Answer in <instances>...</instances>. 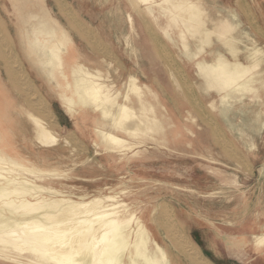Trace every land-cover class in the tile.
<instances>
[{
  "label": "bare ground",
  "instance_id": "1",
  "mask_svg": "<svg viewBox=\"0 0 264 264\" xmlns=\"http://www.w3.org/2000/svg\"><path fill=\"white\" fill-rule=\"evenodd\" d=\"M133 1L136 10L145 11L154 20L160 16L167 19L163 29L169 38V29H179L182 47L188 58L194 61L196 75L206 83L207 92L215 91L220 95L221 105L215 109L221 112L223 108L228 114L234 103L243 104L246 97L261 100L264 47L251 35L260 32V24L248 0H231L232 4L225 11L217 9L218 18L211 21L212 27L206 0ZM133 1L130 0L132 5ZM251 1L259 7L258 0ZM59 2L70 31L78 34L92 51L100 50L102 44L96 33L71 12L66 1ZM41 19L31 29L27 52L55 80L57 95L70 117L81 116L84 120H92L96 148L102 149L111 158L117 155L120 160L129 161L147 152L139 151L147 141L158 144L161 150V147H166L167 136L175 133L179 140L188 138L184 148L190 150V158L203 159L210 166L214 164L212 149L208 148L209 141L196 132V126L198 129L201 121H205L208 128L212 124L214 119L209 112L197 110L198 114L194 115L187 111L183 126L185 134L179 133L180 129L170 117L164 98L159 96L153 85L141 83L132 74L118 85V80L112 77L119 71L116 67L112 68L113 57L105 58L109 67L99 63L90 66L76 51L70 33L59 22L48 16ZM128 20L133 25L131 15ZM214 43L223 49L208 51ZM8 59L11 68L17 69L13 75L10 71L11 78L18 84L16 88H30V78L19 70L18 61L11 56ZM121 77L119 73L117 78ZM147 80L156 81L155 78ZM34 96L27 99L34 106L32 110L48 119L43 122L40 117L29 114L33 122L35 146L39 149L37 154L43 163L39 165L12 146L5 149V139L0 134V264H176L156 236L153 225L165 230L170 245L191 264H213L203 255L197 243L190 241L182 228L180 230L166 201L152 206L150 202L140 201V205L144 204L141 207L122 199L129 193L121 186L99 189L91 195L85 191L75 193L73 186L64 184L62 181L71 180L72 176L50 167L47 159L41 156V152H51L61 145L62 138L53 131L58 123L54 114L42 103V97ZM258 118L261 121L260 116ZM70 141L65 140L72 150L70 143H77V140ZM201 141H205L208 154L197 150V143ZM173 152L179 153L177 150ZM89 161L88 157L76 161L73 171ZM170 186H174L177 193L196 192L185 186ZM255 227V252L260 253L264 248V227L262 224ZM246 245V241L235 239L229 243L236 257Z\"/></svg>",
  "mask_w": 264,
  "mask_h": 264
},
{
  "label": "rangeland",
  "instance_id": "2",
  "mask_svg": "<svg viewBox=\"0 0 264 264\" xmlns=\"http://www.w3.org/2000/svg\"><path fill=\"white\" fill-rule=\"evenodd\" d=\"M62 1H66L71 12L96 33L103 48L99 46L100 50L92 51L78 34L70 31L60 11L59 0H0V134L5 139V149L12 146L39 165L43 163L37 154L39 149L35 146L29 114L40 117L43 122L48 119L32 110L34 106L27 100L38 95L54 114L58 126L53 131L62 138L56 150L43 151L41 156L47 159L50 167L72 176L73 179L62 182L73 186L75 193L85 191L92 195L99 189L121 186L129 193L122 196L129 204L140 205L142 201L150 202L152 206L166 201L180 230L182 228L184 235L197 243L213 264H264V248L260 253L255 252L254 244L255 226L262 224L264 227V89L261 90V100L246 97L243 104L234 103L228 114L223 108L220 112L214 108L221 105L220 95L215 91L207 92L206 83L196 75L194 61L188 58L182 47L179 29H169L170 38L167 36L163 29L167 24L164 16L154 20L145 11L136 10L133 0V5L130 0ZM248 1L260 24V32L251 35L264 47V0H258L259 7ZM205 3L210 27L211 21L218 18L217 9L225 11L232 4L231 0H206ZM129 15L133 18V25L129 23ZM43 16L56 20L70 33L76 51L90 66L99 63L109 67L105 58L113 57L114 67L110 66L119 69L112 75L118 85L131 74L141 83L153 85L164 98L179 133L185 134L183 126L187 111L194 115L198 114L197 110L209 112L214 119L212 124L208 128L207 123L201 121L196 132L209 141L214 164L210 166L203 159L190 158V150L184 148L188 138L179 140L175 133L167 136L166 147L161 150L158 144L147 141L139 149L147 152L129 161L120 160L117 155L111 158L96 148L92 120L70 117L57 95L55 80L27 52L31 29ZM216 48L220 47L214 43L208 51ZM243 49L246 51L245 46ZM10 56L18 61L19 70L29 76L30 88H16L18 84L11 78V72L13 75L17 69L11 68ZM119 73L120 79L117 78ZM148 78L156 81L150 82ZM65 140H77V143H70L75 153ZM197 145L199 153L208 154L205 141ZM182 154H186L185 157ZM87 157L90 161L73 171L75 162ZM182 158L185 160L180 161ZM171 184L189 187L196 192L177 193ZM140 206L144 207V204ZM152 227L161 244L171 253L174 263L191 264L170 245L163 228ZM234 239L248 244L238 253L239 257L230 250L229 243Z\"/></svg>",
  "mask_w": 264,
  "mask_h": 264
}]
</instances>
